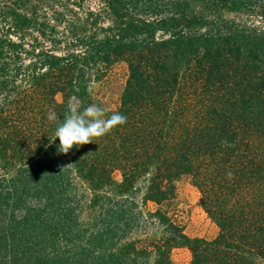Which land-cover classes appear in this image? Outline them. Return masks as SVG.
Returning <instances> with one entry per match:
<instances>
[{
  "label": "trees",
  "instance_id": "trees-1",
  "mask_svg": "<svg viewBox=\"0 0 264 264\" xmlns=\"http://www.w3.org/2000/svg\"><path fill=\"white\" fill-rule=\"evenodd\" d=\"M83 1L0 0V209L52 217L79 264H171L177 246L189 264H264V0ZM116 65L112 103L95 85ZM91 104L126 123L59 153L65 113ZM180 177L213 238L170 213ZM76 182L92 193L83 241L61 229Z\"/></svg>",
  "mask_w": 264,
  "mask_h": 264
},
{
  "label": "rangeland",
  "instance_id": "rangeland-1",
  "mask_svg": "<svg viewBox=\"0 0 264 264\" xmlns=\"http://www.w3.org/2000/svg\"><path fill=\"white\" fill-rule=\"evenodd\" d=\"M42 1L44 0H40V2ZM32 2L34 3L35 0H32ZM83 5L94 8L93 1L86 3V0H84ZM72 7L75 10L78 9L76 6ZM45 9H49V6ZM27 12L30 13L31 9L28 8ZM41 12L43 15L44 12ZM37 13L40 15V11H37ZM230 17L238 18L237 15L233 16L232 14H230ZM49 22L52 23V19ZM29 37L26 36V39L31 40ZM11 39H15V36L11 35ZM59 51L61 50H54V52ZM122 73V66L116 65L107 79V83L95 85V89L99 90L105 100H110L112 103L116 101L123 78ZM115 177L118 178L117 175ZM74 185L73 195L70 197L71 202L69 201V203L72 213L76 214V218L73 220L76 222L70 228L61 229L65 230V236L70 237L69 231L76 229L81 231L83 235L80 234L79 239L82 237L81 241H83L87 237L86 232L93 226L91 218L87 216L89 215L88 211H84L87 198L89 199L92 193L80 183L76 182ZM174 187V198L170 213H173L176 221L180 223L184 235L189 238H213L217 233V227L201 208L197 189L186 177H180L176 180ZM5 200L6 197L3 195L1 201ZM101 204L104 205L105 203L99 200L97 205ZM74 207L75 212L73 211ZM78 210H80V213ZM41 217H43L44 222L41 225L37 222L35 225L28 220L24 221L21 212L15 208L7 206L0 209V264H79L80 261L72 255V252L77 250V242L69 244L70 239L67 237L60 238L62 234L58 235V228L53 218L45 215ZM96 223L97 228H100L99 218H96ZM121 239L120 243L125 240L124 238ZM67 247L70 250H67ZM169 259L171 264H189L190 253L185 246H177L170 250ZM85 260L82 254V261L85 262ZM83 262L81 263L83 264ZM107 264H113V261L111 260Z\"/></svg>",
  "mask_w": 264,
  "mask_h": 264
},
{
  "label": "clouds",
  "instance_id": "clouds-1",
  "mask_svg": "<svg viewBox=\"0 0 264 264\" xmlns=\"http://www.w3.org/2000/svg\"><path fill=\"white\" fill-rule=\"evenodd\" d=\"M105 116V109L96 104H91L82 111L77 107H70L54 132L53 141L59 139L57 151L67 154L73 146L92 143L94 138L106 135L127 120L118 112L107 118ZM48 119L55 121L58 117L55 112H51Z\"/></svg>",
  "mask_w": 264,
  "mask_h": 264
}]
</instances>
